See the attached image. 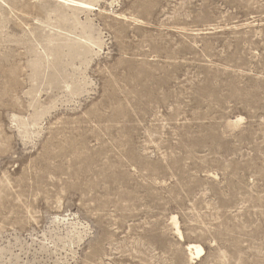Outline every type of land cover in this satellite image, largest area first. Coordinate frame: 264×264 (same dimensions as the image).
<instances>
[{
  "label": "rangeland",
  "instance_id": "374dc122",
  "mask_svg": "<svg viewBox=\"0 0 264 264\" xmlns=\"http://www.w3.org/2000/svg\"><path fill=\"white\" fill-rule=\"evenodd\" d=\"M0 264H264V0H0Z\"/></svg>",
  "mask_w": 264,
  "mask_h": 264
},
{
  "label": "bare ground",
  "instance_id": "6f19581e",
  "mask_svg": "<svg viewBox=\"0 0 264 264\" xmlns=\"http://www.w3.org/2000/svg\"><path fill=\"white\" fill-rule=\"evenodd\" d=\"M82 1V0H81ZM79 4V3H78ZM82 4V3H81ZM86 5V4H85ZM88 6V5H87ZM90 6V5H89ZM193 247V246H192ZM195 249H196V254H200L202 251H203V249L200 247V246H196V247H194Z\"/></svg>",
  "mask_w": 264,
  "mask_h": 264
}]
</instances>
